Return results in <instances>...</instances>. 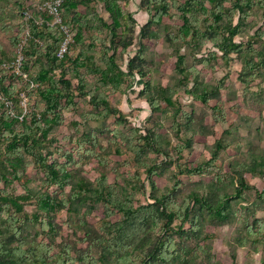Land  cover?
Instances as JSON below:
<instances>
[{"label": "rangeland", "instance_id": "obj_1", "mask_svg": "<svg viewBox=\"0 0 264 264\" xmlns=\"http://www.w3.org/2000/svg\"><path fill=\"white\" fill-rule=\"evenodd\" d=\"M46 1L51 0H0V48L4 53L10 57L17 56V51L19 53V46L14 47L13 41L18 37L21 42L24 34L28 33L26 11L38 20L42 19L53 25L54 19H49L47 11L41 9L42 3ZM251 1L252 8H244L245 16L241 17L238 11L235 12L234 25L238 24L240 29L235 42L242 43L244 51L250 49L249 43L253 44L255 51L259 53L264 49V0ZM83 2L87 4L81 3L73 13L80 18V22L74 24L73 15L62 18L63 23L71 27H68L71 35H74L69 51L72 61L78 56L84 60L90 57L96 66L105 68V59L115 54L118 64L124 69L130 59L142 52L144 59L141 65L148 73L143 81H149V87L144 89L141 78L136 76L135 80L127 78L121 90L115 91L91 72L86 60V64L78 70L71 61H65L66 79L71 81L73 93L71 102L69 99L61 102L58 122L51 127L49 136L52 141L47 151H51L53 157L61 163L66 161L64 154L74 155L78 162L77 174L91 181L105 172L109 175V181H114L117 176L119 183L123 184V181L132 178L134 172H139L137 186L133 187L136 192L132 190L136 207H147L153 203L150 200L152 195H157L166 196L176 210L181 211L194 189L203 191L212 188L218 193L224 187L233 196L242 174L240 166L249 165L253 156L264 152V68L260 67V72H256L254 78L248 76L246 79L243 57L232 54L229 58H224L211 40H202L198 46L185 45L180 49L178 44L170 42L169 36L177 35L183 25L179 3L184 0H166L168 12L160 22L151 20V16L157 13L154 8L155 0H111L124 13V18H121L122 29L126 27V21L129 24L126 33L120 34L122 29L117 31L119 37L114 44L110 31L112 20L104 4L98 0ZM235 3L236 0H221L222 7L233 11ZM205 5L210 7L208 2ZM81 27V36H77ZM202 28L204 30L205 26L202 25ZM141 29L149 36L143 41V50H140ZM124 41H132L133 46L124 51ZM178 53L185 57V67L190 71L189 89L193 87L195 80L209 88L219 87L216 108L214 106L217 102L211 101L206 106L185 92V87L180 82L183 76L176 69ZM12 61L13 59L6 60V65L2 68L6 72V83L21 88L23 110L6 109L7 113L11 117L20 116V120L31 111L42 116L46 103L37 94L31 97L27 95L28 91L24 87L29 78H23V81L18 79V72ZM31 67L34 73L40 71L41 65L33 63ZM61 75L63 74L58 70L53 76L59 79ZM80 78L84 81L86 94L81 92ZM37 86L33 85L35 89ZM160 88L173 89V105L159 96ZM96 94L106 96L117 114L104 121H94L93 118L104 109L92 102V95ZM152 97L158 100L159 108L156 111L151 108ZM178 109L190 117L188 127L185 116L182 118V114L176 113ZM174 116L177 118L176 122ZM30 122L28 120L29 125ZM13 129L19 132L23 125L16 123ZM0 130H3L1 125ZM150 132L157 134L161 146L158 151L148 148L142 155L143 162L148 167H159L152 176L154 191L147 171L144 172L143 167L136 162L135 152V148L144 143V136ZM223 133H226L224 138L230 143V147L220 153L218 160L207 166L216 139ZM89 136L97 140V146L94 147L87 140ZM186 140L191 141L190 147ZM166 152L169 158L164 155ZM27 163L26 175L30 179L27 188L40 194H53L56 188H47L44 177L31 157L27 156ZM198 166L203 173H188ZM247 177L259 191L263 190L262 179H252L249 175ZM8 188L16 194H21L26 189L16 180ZM29 209L32 210L33 206ZM192 210L193 216L189 220L181 217L175 225L178 228L185 224V228H188L195 214L204 217V232L197 239L190 240L199 262L205 260L208 264H233L235 256L237 264H264V203L255 190L245 191L239 199L231 201V217L224 224L209 222L208 213L198 206ZM104 211L101 207L87 215V219L98 225ZM181 213L179 214L183 216ZM82 214L81 210L79 215ZM67 218L66 211L57 215L64 230H67ZM249 227L257 234L258 237L253 238L256 241L249 239ZM177 236L178 234L172 235L174 240L179 239ZM205 244L208 245L207 255L202 254L199 258L201 253L197 249Z\"/></svg>", "mask_w": 264, "mask_h": 264}, {"label": "trees", "instance_id": "obj_2", "mask_svg": "<svg viewBox=\"0 0 264 264\" xmlns=\"http://www.w3.org/2000/svg\"><path fill=\"white\" fill-rule=\"evenodd\" d=\"M98 1L104 4L112 20L110 31L114 44L115 39L119 37L117 31L123 28L121 18H124V13L111 3V0ZM205 2H208L210 7H206ZM81 3L87 4L83 0H64L60 9L62 18L73 15ZM168 6L166 0H155L154 8L157 13L151 16V20L160 22L167 14ZM252 6L251 0H236L233 11L222 7L221 0H184L179 3L183 25L177 35L169 36V40L173 44H178L179 49L185 45L198 46L202 40H211L224 58L227 59L232 54L241 55L245 78L247 79L248 76L254 78L256 72H260V67L264 68V49L258 53L254 45L249 43L250 49L244 51L242 43L235 42L240 29L238 24L234 25L235 12L238 11L243 17L244 8H252ZM41 9L43 10L42 7ZM48 18L53 17L48 14ZM72 21L77 24L80 18L73 15ZM125 23L126 27L129 26L127 21ZM26 25L28 33L22 37V41L26 39L22 49L24 56L20 69L22 75L18 74L17 77L23 81V75H27L29 79L24 87L28 91L27 95L30 97L33 94L39 95V98L46 103V109L42 116L31 111L21 120L20 116L11 117L7 113L6 109L20 112L23 110L21 88L6 83V72L2 68L6 60H16L18 51L17 56L10 57L0 48V125L3 127V130H0V264H208L204 262L205 260L199 262L190 242L204 232L203 225L206 222L204 217L195 214L188 228H185V224L176 228L175 222L182 218L189 220L193 216L192 208L198 206L200 210L208 213L209 222L224 224L231 217V201L239 199L249 190H255L260 201L264 203V187L259 191V188L250 183L247 177L249 175L252 179H262L264 182V152L253 156L249 165L240 166L242 174L233 196L224 187L218 193L212 188L203 191L194 189L188 195L181 211L176 210L172 201L166 196L157 195H152L150 200H153V203L147 207H136L134 194L136 190L133 187L137 186L139 172H134L132 178L123 181V184L119 183L117 176L114 181H109V175L105 172H101L95 181H91L77 174L78 162L74 155L64 154L66 161L61 163L53 157L51 151L47 150L52 141L49 136L51 127L58 122L61 102L64 99H69L71 102L72 98V83L66 79L65 61H71L76 70L88 63L91 72L99 76L103 84L115 91L121 90L127 78L135 80L136 76L141 78L144 89H147L149 81L143 80L148 73L141 65L144 59L142 52H138L133 59H130L124 69L118 64L115 54L105 59V68L96 66L90 57L85 58L86 63L81 56L72 61L69 57L70 53L64 59H60L57 56L63 39L60 26L51 27L46 21L41 24V20L34 15L28 18ZM202 25L205 26L204 30ZM68 27L71 28L69 25ZM126 27L120 34L126 33ZM81 33L82 27L77 36H81ZM140 38L142 39L140 50H143L145 48L143 41L149 36L142 29ZM18 41L16 37L13 42L14 47L19 46L17 48L19 50L22 41L19 43ZM131 46H133L132 41L123 42L124 51ZM33 63L41 65L40 71L32 72ZM176 69L183 76L180 82L191 98L206 106L210 105L211 101L217 102L214 108L217 107L219 87L209 88L195 80L193 87L189 89L190 71L185 67V57L179 53ZM58 70L63 75L55 79L53 75ZM83 82L80 78L81 92L86 94ZM33 85L38 86L35 89ZM160 90L159 96L169 105H173L171 95L173 89L160 88ZM92 96L95 106L104 107L103 112L93 118L94 121H104L111 115L117 114L106 96L98 94ZM150 104L153 111L159 108L155 97L151 98ZM179 110L176 113L182 114V118L183 115L185 116L188 127L190 117ZM174 119L176 122V116ZM28 120H31L30 125ZM16 123L23 125V129L19 132L13 129ZM224 134L226 135L223 133L222 136L217 137L207 166L218 160L220 153L230 147ZM87 140L94 147L97 146L95 138L89 136ZM186 144L190 147L191 141L186 140ZM148 148L154 151L161 148L156 133L150 132L149 135L144 136V143L135 148L136 162L143 167L144 172L147 171L148 180L151 181L154 191L155 183L152 176L159 167H148L143 162L142 155ZM164 155L169 158L167 152ZM27 156L31 157L41 172L47 188H56L53 194L49 192L40 194L27 188L30 182L26 175ZM188 173L201 174L203 170L198 166ZM15 180L25 186L23 193L16 194L9 190V184ZM192 204L194 205L191 206ZM31 206H33L32 210L29 209ZM101 207L105 209L104 216L99 224L95 225L87 219V215L98 211ZM81 210L83 214L80 216ZM62 211H66L68 215L65 223L67 230H64L57 220V215ZM180 212L183 216L179 214ZM173 234H178L179 239L174 240ZM247 234L249 239L257 240L253 239L258 236L252 228H248ZM197 251L201 253L198 255L199 258L202 254L207 255L208 245L198 247ZM233 264H237L235 256H233Z\"/></svg>", "mask_w": 264, "mask_h": 264}, {"label": "built area", "instance_id": "obj_3", "mask_svg": "<svg viewBox=\"0 0 264 264\" xmlns=\"http://www.w3.org/2000/svg\"><path fill=\"white\" fill-rule=\"evenodd\" d=\"M63 3H64V0H51V1H46L42 6L43 10L47 11V13L50 16H52L54 19L53 25H50L49 23H47V24L49 26H52V27L56 26V25L60 26V29L63 33V39H62V42H61L60 47H59L58 52H57V56L60 59H64L65 56L69 53L71 44L73 42V38H72V35L69 31V28L63 23V19L61 17L60 9H61ZM25 15H26V18L31 17L28 12H26ZM40 20H41V24L45 22L42 19H40ZM25 42H26V39H24L22 41V43L20 44L18 56H17L16 60L13 62V66L15 67L16 71L18 72L17 74H20V75H22V73L20 72V69H21L23 62H24V56L22 54V49H23ZM23 77L27 78V75H23Z\"/></svg>", "mask_w": 264, "mask_h": 264}]
</instances>
